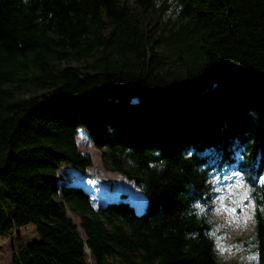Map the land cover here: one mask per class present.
<instances>
[{"label":"trees","instance_id":"16d2710c","mask_svg":"<svg viewBox=\"0 0 264 264\" xmlns=\"http://www.w3.org/2000/svg\"><path fill=\"white\" fill-rule=\"evenodd\" d=\"M133 3L0 0V235H38L8 264H222L199 206L231 166L264 264V0ZM80 127L143 209L59 186L61 164L92 165Z\"/></svg>","mask_w":264,"mask_h":264},{"label":"rangeland","instance_id":"374dc122","mask_svg":"<svg viewBox=\"0 0 264 264\" xmlns=\"http://www.w3.org/2000/svg\"><path fill=\"white\" fill-rule=\"evenodd\" d=\"M133 6V0H127ZM67 62H62V64ZM68 63L83 66L84 62L70 60ZM77 147L92 159V165L85 172L63 163L57 169L58 184L77 183L76 178L88 179L79 183H92L89 199L94 208L118 198L125 192L135 210L143 209L145 198L140 188L117 171L104 168L101 151L95 148L87 137L84 127L79 128ZM209 197L204 206H199L211 223L214 250L222 264H254V200L250 194L249 176L231 166L210 177ZM90 185V184H89ZM126 197V198H127ZM128 200V199H127ZM68 214L79 226V219L70 211ZM35 226L27 223L0 235V264H8L13 253L37 239Z\"/></svg>","mask_w":264,"mask_h":264},{"label":"built area","instance_id":"2783aa9c","mask_svg":"<svg viewBox=\"0 0 264 264\" xmlns=\"http://www.w3.org/2000/svg\"><path fill=\"white\" fill-rule=\"evenodd\" d=\"M85 179H88V178H87V176H86L85 178H83V179L76 178V180H77V181L79 180V181H83V182H84V180H85ZM79 181H78V182H79ZM83 184H84L85 186H87L88 188H91V185H92V183H91V182L89 183L90 185H89V184H88V185H86V183H83Z\"/></svg>","mask_w":264,"mask_h":264},{"label":"clouds","instance_id":"9594fccd","mask_svg":"<svg viewBox=\"0 0 264 264\" xmlns=\"http://www.w3.org/2000/svg\"><path fill=\"white\" fill-rule=\"evenodd\" d=\"M253 258L258 261V254H256Z\"/></svg>","mask_w":264,"mask_h":264},{"label":"bare ground","instance_id":"6f19581e","mask_svg":"<svg viewBox=\"0 0 264 264\" xmlns=\"http://www.w3.org/2000/svg\"><path fill=\"white\" fill-rule=\"evenodd\" d=\"M78 132H79V129H78L77 134H76V141H77V138H78Z\"/></svg>","mask_w":264,"mask_h":264},{"label":"crops","instance_id":"0c3cea01","mask_svg":"<svg viewBox=\"0 0 264 264\" xmlns=\"http://www.w3.org/2000/svg\"><path fill=\"white\" fill-rule=\"evenodd\" d=\"M79 129V128H78ZM87 169V168H86ZM127 199H128V201H130V198L129 197H127ZM134 205V204H133Z\"/></svg>","mask_w":264,"mask_h":264},{"label":"water","instance_id":"95a60500","mask_svg":"<svg viewBox=\"0 0 264 264\" xmlns=\"http://www.w3.org/2000/svg\"><path fill=\"white\" fill-rule=\"evenodd\" d=\"M99 206H100V205H99ZM99 206H98V207H99ZM98 207H97V208H98ZM97 208H95V209H97ZM80 235H81V233H80ZM89 259H90V258H89Z\"/></svg>","mask_w":264,"mask_h":264}]
</instances>
